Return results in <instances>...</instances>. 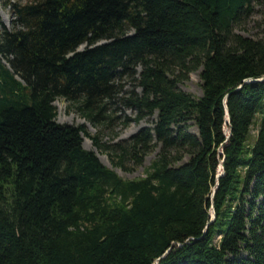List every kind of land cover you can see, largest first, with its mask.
Listing matches in <instances>:
<instances>
[{"label": "trees", "instance_id": "16d2710c", "mask_svg": "<svg viewBox=\"0 0 264 264\" xmlns=\"http://www.w3.org/2000/svg\"><path fill=\"white\" fill-rule=\"evenodd\" d=\"M260 1L4 2L0 264H264V38L235 31ZM200 69L196 98L178 85ZM126 75L141 91L125 105L153 127L101 145L58 123L60 98L105 119ZM84 136L125 170L160 152L126 180Z\"/></svg>", "mask_w": 264, "mask_h": 264}, {"label": "rangeland", "instance_id": "374dc122", "mask_svg": "<svg viewBox=\"0 0 264 264\" xmlns=\"http://www.w3.org/2000/svg\"><path fill=\"white\" fill-rule=\"evenodd\" d=\"M8 1L17 2L19 0H0V30L2 26L8 29L12 28L13 16L11 14V8L4 6V2ZM235 31L244 37L255 40L264 38V0H261L259 3H255L252 15L247 20L238 24L235 27ZM128 33L133 34V31H129ZM82 47L84 50L87 48L86 45H83ZM176 74L179 75V72L177 71ZM136 78L139 77L137 76ZM137 83L136 79L127 75L120 78L118 85L122 88V91L114 100L105 102L107 104L105 119H99L94 123L83 117L82 112L78 109L79 103L68 102L65 99L60 98L54 103L57 110V121L60 124L85 126L87 132L91 136H99V142L101 145H113L125 142L138 133L142 128L153 127L157 121L156 114L153 117H147L137 123L135 119L138 112L129 109L125 105L123 99L128 96L129 92L138 87ZM178 87L180 90L191 94L196 98L201 97L203 95L201 69L191 73L187 80L179 83ZM137 91L140 92V88H137ZM258 123L259 119H257V125L252 129V141H254L257 135ZM189 125L191 126L189 131L198 135L199 132L194 122H190ZM83 147L88 151L95 152L104 165L114 170L120 177L126 180L145 178V170L154 160L157 159L160 152V146L155 147L149 154L146 155L143 165L134 167L133 162L128 161L126 165L128 168L133 169L125 170L119 167H114L108 156L103 154L102 150L97 149L93 140L89 137L84 136ZM173 154L176 153L173 152ZM188 159L189 157L186 156L182 162L178 163V166L187 163ZM219 174L223 175V170Z\"/></svg>", "mask_w": 264, "mask_h": 264}, {"label": "water", "instance_id": "95a60500", "mask_svg": "<svg viewBox=\"0 0 264 264\" xmlns=\"http://www.w3.org/2000/svg\"><path fill=\"white\" fill-rule=\"evenodd\" d=\"M107 41H103V42H101L99 45H101V44H104V43H106ZM82 51H84V49H83V47L81 46L79 49H78V52H82ZM229 115V114H228ZM228 123H230V118L228 117ZM220 176H222V175H219V177ZM215 191H216V189L214 190V193H215ZM213 218L215 219V212L213 211Z\"/></svg>", "mask_w": 264, "mask_h": 264}, {"label": "built area", "instance_id": "2783aa9c", "mask_svg": "<svg viewBox=\"0 0 264 264\" xmlns=\"http://www.w3.org/2000/svg\"><path fill=\"white\" fill-rule=\"evenodd\" d=\"M222 168V167H221ZM221 168H220V171H221Z\"/></svg>", "mask_w": 264, "mask_h": 264}, {"label": "clouds", "instance_id": "9594fccd", "mask_svg": "<svg viewBox=\"0 0 264 264\" xmlns=\"http://www.w3.org/2000/svg\"><path fill=\"white\" fill-rule=\"evenodd\" d=\"M222 169H223V167H222ZM220 171V170H219Z\"/></svg>", "mask_w": 264, "mask_h": 264}]
</instances>
